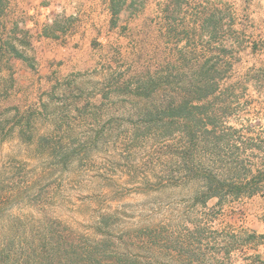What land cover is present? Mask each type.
Returning a JSON list of instances; mask_svg holds the SVG:
<instances>
[{
  "label": "rangeland",
  "instance_id": "obj_1",
  "mask_svg": "<svg viewBox=\"0 0 264 264\" xmlns=\"http://www.w3.org/2000/svg\"><path fill=\"white\" fill-rule=\"evenodd\" d=\"M165 1L0 0V35L32 44L29 60L0 64V130L12 128L0 132V228L35 225L8 219L19 215L51 217L78 233H92L102 216L116 233L164 221L191 230L207 261L264 260V0H177L169 21ZM213 50L227 78L209 103L206 152L227 177L259 189L203 205L196 180L193 192L164 186L162 139L131 111L128 91L173 53ZM219 130L227 144L216 156Z\"/></svg>",
  "mask_w": 264,
  "mask_h": 264
},
{
  "label": "trees",
  "instance_id": "obj_2",
  "mask_svg": "<svg viewBox=\"0 0 264 264\" xmlns=\"http://www.w3.org/2000/svg\"><path fill=\"white\" fill-rule=\"evenodd\" d=\"M126 1L111 0L114 5ZM164 3L165 20L169 21L172 18L170 7H177V0ZM207 16L213 17L214 13ZM203 21V17L198 19V22ZM169 23L168 35H174L173 21ZM213 31V28L207 30ZM207 32L205 34H209ZM210 38L209 43L213 44ZM31 45V40L25 36L0 35V64L10 58L29 60L26 51ZM210 53H173L162 59L164 70L150 71L145 67L142 81L128 91L136 100L131 111L143 116L144 126L154 127L156 135L162 139V149L169 162L165 167L164 186H186L193 192L196 180L200 187L195 190V198L203 205L213 197L253 195L259 189V183L227 177V168L210 162L206 152L209 129L206 121L212 116L209 103L222 94V83L227 78L222 55L215 50ZM188 58H191V66L184 65ZM218 113L223 125L221 109ZM10 131L11 126H3L1 138ZM224 144L227 143L219 130L214 137L213 155L219 156ZM249 171H253L252 167ZM27 217L35 223L32 228L14 225L0 228V264H233L227 260L201 258V248L194 245L193 232L175 230L164 221L131 228L124 226L116 233L109 229L108 219L102 216L92 227V233H78L51 217L19 215L8 219L14 224L25 222ZM230 245L228 241L227 254ZM242 264H264V260L255 255Z\"/></svg>",
  "mask_w": 264,
  "mask_h": 264
}]
</instances>
